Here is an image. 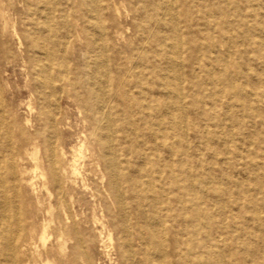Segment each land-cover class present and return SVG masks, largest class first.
<instances>
[{"label": "rangeland", "instance_id": "rangeland-1", "mask_svg": "<svg viewBox=\"0 0 264 264\" xmlns=\"http://www.w3.org/2000/svg\"><path fill=\"white\" fill-rule=\"evenodd\" d=\"M178 1L183 49L182 91L189 98L183 104V116L172 120L165 118L166 100L158 78L165 61L155 45V37L146 45L144 54L138 55L141 49L140 36L136 32L139 22L134 21L131 14L135 0H104L111 6L104 12V22L109 32L114 114L120 121L126 119L127 113L134 115L137 128L147 144L142 148L143 152L150 158L156 155V158L171 164L177 185L182 186V164H185L183 159L187 156V164L194 168L193 171L199 169L203 175L205 191L211 193L215 190L221 195L225 194L227 208L237 209L239 201H236V197L241 198V201H250L246 212L247 225L252 232L251 242L258 244V250L247 261L249 264L254 260L259 262L264 256V0ZM62 8L69 16L68 22L61 20V7H57L55 34L60 42L66 43L65 63L75 81L76 93H82L85 61L94 54L95 49L86 30L85 11L77 4L66 1H63ZM141 12L139 9L137 15ZM26 13L24 0H0V100L11 133L8 138L0 137V149H13L17 174L19 176L21 168L27 170L25 178L29 181L34 169L30 155L35 152L31 142L36 130L42 132L43 128L35 114L37 103L33 93L34 84L29 77L28 66L24 63L27 56L25 33L34 27V22ZM151 29L156 31V35L163 33L176 40L175 35L166 28L151 23ZM217 55L221 61H217ZM132 59H139L137 63L143 74L144 95L138 90L124 89L119 82L121 72L126 65L131 64L129 62ZM220 63L225 64V67H221ZM211 73L214 78L211 76L210 79ZM212 80L214 82L210 84ZM207 90L225 98L219 103L208 97ZM227 101L233 105L232 108ZM175 105L174 108H178V103ZM61 106V117L66 116V121L71 125V129L66 132V148L71 153L70 150L78 148L80 140H83L82 133L93 130L89 123H82L77 105L65 100ZM210 110L217 112L212 111L209 117ZM119 129L117 145L122 155L138 154L140 149L137 145L122 132L121 126ZM88 147H91L90 142ZM46 154L47 149L41 147L37 156L42 165L45 164ZM165 163L161 171L165 169ZM153 168L158 170L154 165ZM85 169L93 188L98 189L103 199L94 202L90 194L86 196L85 193L75 196L76 199H84L77 207L79 216L86 221L79 234L84 244L82 247L77 245L71 234L70 237L74 239L61 254L56 243L59 229L55 224L48 230L51 239L46 246L40 242L44 215L39 212L36 195H33L29 186L22 184L25 189L24 206L33 216L26 224L23 239L27 240L25 259L30 264H44L48 258L56 264H130L123 252L125 237L116 217V205L100 188V173L92 159L88 160ZM128 173L133 176L138 174L133 168ZM159 177L160 181L157 176L155 178V187L164 188L167 192L166 205L161 206L164 222L160 228L165 232V264H194L195 250L188 246L190 239L186 231V219L179 205L182 192L177 186H170L165 173ZM125 190V198L132 206L129 234L132 253L137 264H147L140 247L147 238L150 223L137 209V200L132 198L127 186ZM46 199L44 194L43 211L47 208ZM152 211L148 205L145 207L148 217H151ZM52 219L56 222L58 215L54 213ZM93 219L103 223L105 230L95 224ZM98 232H105L102 234L105 237L103 244ZM226 232L232 233L231 228ZM108 233L112 235L111 241ZM191 240L196 241V238L192 236ZM236 242L227 243V264H244V258L234 254ZM85 255L88 263L85 262ZM18 260L24 264L19 252Z\"/></svg>", "mask_w": 264, "mask_h": 264}, {"label": "bare ground", "instance_id": "bare-ground-1", "mask_svg": "<svg viewBox=\"0 0 264 264\" xmlns=\"http://www.w3.org/2000/svg\"><path fill=\"white\" fill-rule=\"evenodd\" d=\"M63 1L77 4L85 11L84 17L88 24L86 30L95 49L94 54L88 56L85 61L82 93H76L75 81L65 63L66 43L60 42L55 34L54 22L57 7H61V20L67 23L69 18L62 8ZM178 2V0H135L134 9L131 10L133 20L139 22L136 28L141 40L139 57L144 54L146 45L155 37V45L165 61L164 66L160 68L158 78L166 100L165 118L172 120L183 116V104L189 98L182 91L183 49ZM24 3L28 18L34 22L32 30L28 29L25 33L27 56L24 63L28 66V74L34 84L33 93L37 103L35 114L43 130L42 132L36 130L31 142L35 152L30 155L34 161V169L31 171L33 176L29 181L25 178L28 175L25 169L21 168L18 176L13 159V149H0V264H20L18 252L24 259L23 263L30 264L25 259L28 248L27 240L23 241V239L26 224L33 216L24 206L25 189L22 184L29 186L33 195H36L39 212L44 215L39 237L42 245L46 246L51 239L47 233L49 228L55 224L59 229L56 243L60 254L74 238L77 245L83 246L84 242L79 234L86 221L79 216L77 207L84 199H76L75 196L85 193L86 196L90 194L94 202L103 199L98 189L93 188V183L90 182L91 179L85 169L90 159L95 162L100 173V188L113 199L116 205V217L125 237L123 252L130 264L137 263L129 239L132 227V206L125 198V186L132 198L137 200V209L142 211L143 216L147 217L146 220L150 223L147 238L142 241L140 247L145 262L165 264V232H162L160 228L164 222L161 206L166 205L167 192L164 188L155 187L156 176L159 179V176L164 173L168 175L170 186L175 185L182 192L179 205L186 219V231L190 239L188 246L191 250H195L194 264H227L228 241H238L235 244L234 254L241 255L244 258L243 263L249 264L247 259L257 254L258 250V244L251 242L252 232L249 231L247 225L246 212L248 206L250 207V201L247 199L241 201V198L236 197V201H239L237 209L227 208L224 203L225 194L221 195L215 190L211 193L205 191L203 175L199 169L193 171L194 168L187 164V156L183 159L185 164H182L184 173V178L181 179L182 186L177 185V177L171 164L165 163L164 159L156 158V155L150 158L143 152L142 148L147 144L137 128L134 115L127 113L126 119L120 121L114 114L112 98L115 93L110 85L112 77L109 61V32L104 22V12L110 9V4L105 3L104 0H24ZM139 9L143 12L137 15ZM151 23L168 29L175 35L176 40L173 41L167 34L156 35V31L151 29ZM226 41L229 42L227 37ZM216 59L221 61L218 55ZM138 60H130L131 64L124 67L119 82L124 89L138 90L144 95L142 87L144 79L139 70ZM219 65L225 67V64L220 63ZM211 76L214 78L213 73L210 74V79ZM213 82L214 80L210 84ZM207 92L208 97L219 103L225 98L217 95L216 92L213 93L210 90ZM65 100L72 105H77V112L82 118V123L85 125L89 123L93 130V132H88V129L82 133L83 140H80L78 148L74 147L70 150L71 153L66 148V132L71 129V125L66 121V116L61 117V103ZM175 103H178V108H174ZM226 103L232 108L233 105L231 106L229 101ZM212 111L217 112L210 110L209 117ZM158 116L162 119L161 115ZM120 126L128 139L140 149L138 154L122 155L118 149ZM0 127H3V130H0V137L11 136L1 100ZM88 142L91 147H88ZM41 147L47 149L44 165L39 162L37 156ZM148 150L157 151L156 149ZM164 163L165 169L161 171ZM153 165L158 167V170L153 168ZM132 168L137 170V175L133 176L128 173ZM208 178L210 181L213 180L211 175ZM44 194L47 197L45 200L47 208L43 211ZM147 205L153 210L151 217L145 213ZM54 213L58 215L56 222L52 219ZM93 221L103 229L105 228L103 223L100 222V224L94 219ZM228 228H231L232 233L226 232ZM100 233L98 232L103 244L105 237L102 234L105 232ZM71 234L74 238L70 237ZM111 236L110 239L106 238L111 241ZM192 236L196 238V241L191 240ZM254 261L252 264H264V256L259 262ZM85 262L88 263L87 255H85ZM44 264L56 263L48 258Z\"/></svg>", "mask_w": 264, "mask_h": 264}]
</instances>
